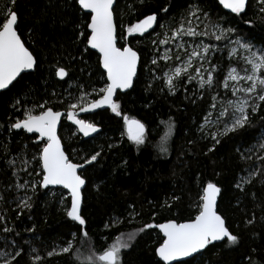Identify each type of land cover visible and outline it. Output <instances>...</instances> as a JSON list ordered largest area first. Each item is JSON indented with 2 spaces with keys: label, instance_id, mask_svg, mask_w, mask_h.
<instances>
[{
  "label": "trees",
  "instance_id": "obj_1",
  "mask_svg": "<svg viewBox=\"0 0 264 264\" xmlns=\"http://www.w3.org/2000/svg\"><path fill=\"white\" fill-rule=\"evenodd\" d=\"M189 3L204 9L214 22L236 29L242 40L257 48L264 46V13L258 0H248L246 14L239 17L225 13L217 0H144L143 4L140 0H118V46L132 47L140 61L134 87L116 99L124 114L146 125L148 139L137 149L123 135L122 119L110 110L84 117L100 129L87 140L62 121L58 136L72 162L83 163L94 152L101 153L96 162L81 171L87 181L81 206L88 233L85 237L82 226L66 215L70 199L63 190L31 188V182L40 179L35 175L40 168L34 159L42 146L39 139L22 130L9 131L8 126L22 118L24 108L48 100L53 110L66 112L67 103L80 94L81 86L88 92L102 87L98 56L90 50L85 53L79 41L73 42L80 31L74 25L81 14L71 0H16L14 6L11 0H0V21L8 10L17 12L18 33L38 60L37 70L12 91L0 94V216L5 218L0 221V245L16 242L15 248L0 247V252L22 249L19 264H88L91 252L98 254L116 237L135 232L132 247L122 251L123 264H162L155 255L161 235L155 229L139 230L148 223L189 221L197 214L203 187L213 182L221 188L217 211L229 231L239 237V243L231 247L225 242L210 245L202 255L177 264H249V258L253 264H264V149L259 146L264 143V108L251 117L250 126L223 136L215 144L211 134L222 130L223 118L213 117L214 125V119L207 123L205 117L208 119L213 109L211 97L217 96L218 101L225 96L222 86L200 93L193 82L175 95L168 94L163 80L154 76L163 77L172 62L151 63L166 47L153 43L163 38L157 34L164 30L156 27L151 35L144 36H128L125 31L151 13L162 17L161 23L175 26ZM165 7L167 13L162 11ZM172 50L177 51L174 47ZM217 55L223 56L221 68L227 70V50ZM58 66L69 72L65 80L55 76ZM16 99L21 100L19 111L12 107ZM213 147L214 151L208 150ZM12 160L14 166L9 164ZM25 160L27 165L22 163ZM25 167L27 172L21 170ZM241 177L252 181L244 185V191L235 186ZM24 180L30 182L29 188L17 189ZM27 197H31L32 208L21 211L17 204ZM249 220L253 222L247 223ZM5 226L15 232L4 233ZM69 241L72 251L60 252ZM53 249L56 254L49 257L47 253Z\"/></svg>",
  "mask_w": 264,
  "mask_h": 264
},
{
  "label": "snow or ice",
  "instance_id": "obj_2",
  "mask_svg": "<svg viewBox=\"0 0 264 264\" xmlns=\"http://www.w3.org/2000/svg\"><path fill=\"white\" fill-rule=\"evenodd\" d=\"M218 2L237 17L246 14L248 8V0H218ZM11 3L14 6L16 0H11ZM71 3L76 6L77 13L81 14L79 22L74 25V29L78 28L80 31L73 42L79 41L83 44L85 53L94 50L99 54L98 67L103 69L101 78L104 79V84L98 89H93L92 92L85 91L81 86L78 89L80 94L67 103L66 112L53 110L48 106V100L35 104L32 108H24L22 118L15 119L8 126V130L39 134V144L42 146L39 148V156L34 159L40 168L35 175L40 179L31 182V188L35 191L37 186L42 189L59 186L67 190L70 208L66 209V215L82 226V234L87 237L88 233L84 230L86 220L81 215V190L87 181L79 170L96 162L101 153L94 152L85 158L83 163L72 162L66 154L61 138L57 135L61 118L66 117L72 125H75L76 131L82 133L84 137H90L100 129L95 123L79 118L78 113L108 109L115 117L122 119L123 135L137 149L146 144L148 137L146 125L139 119L124 114L121 103L115 98L118 90L126 93L134 87L140 61L138 52L132 47L118 46L119 37L115 20L119 8L118 0H71ZM140 3L143 4L144 0H140ZM258 3L261 5L260 12L264 13V0H258ZM162 11L167 13L169 9L165 7ZM161 19L163 18L156 13L147 14L125 29L128 36L134 34L144 36L146 33L151 35L156 27L164 30L157 34L162 35L163 38L153 43L166 47L151 63L158 65V61L163 60L171 61L172 64L163 77L154 76V78L163 80L164 87L170 95H175L181 87L193 82L200 93L211 91L220 84L225 92L230 94L231 99L221 101L218 118H223L222 130L211 134L215 144H219L223 136L250 126L251 117L259 114L264 108V46L257 48L251 42H244L236 35V29L214 22L209 13L197 4L189 3L185 14L175 26L161 23ZM17 25V12L14 9L8 10L6 18L0 21V92L12 91L26 75L38 68V60L25 45L18 33ZM206 41H215V43ZM173 47L177 51L173 52ZM225 50L229 58L226 72L220 64L223 56L217 55ZM232 62L236 66H232ZM54 74L59 80H65L69 76L66 68L60 66L56 68ZM211 99L213 101L211 107L216 109L217 96H212ZM20 104L21 100L16 99L12 107L19 111ZM37 108L40 110L37 111ZM205 119L207 120V117ZM259 146L264 149V143ZM161 150L167 151L164 148ZM208 150L215 149L213 147ZM261 159H264V156ZM22 163L27 165L29 162L25 160ZM9 164L14 166L15 160L9 161ZM21 170L28 171L27 167ZM28 174L32 175L31 172ZM13 175L16 173L14 172ZM251 182L250 179L241 177L235 186L240 191H244V185ZM29 185L30 182L24 180L23 184H17L16 188L27 190ZM220 193L221 188L217 184L208 182L199 195V202L196 204L197 214L189 221L179 223L169 220L167 223H148L139 230L143 233L148 229H159L162 233V242L156 248L155 254L163 264H174L189 257L194 259L196 254L202 255L203 250L214 245L215 242L223 241L226 247L238 245L239 237L229 231L225 219L217 211V197ZM17 207L21 211L31 210V197L21 199ZM4 219L0 216V221ZM252 222L247 221L249 224ZM3 232L11 234L15 229L5 226ZM135 238V233L129 234L126 239L122 236L116 237L113 243L107 245L98 254L91 252L87 257L88 264H123L122 251L132 247ZM0 247L15 248L16 242L6 241ZM72 248L73 244L69 241L59 251L67 254ZM22 251L21 249L0 252V261L2 264H13L14 261L15 264H19L17 258L22 255ZM32 251L36 250L32 249ZM54 254L56 249L47 253L49 257ZM36 260L39 261L40 257L36 256ZM187 264H191V261ZM249 264H253L251 258Z\"/></svg>",
  "mask_w": 264,
  "mask_h": 264
},
{
  "label": "water",
  "instance_id": "obj_3",
  "mask_svg": "<svg viewBox=\"0 0 264 264\" xmlns=\"http://www.w3.org/2000/svg\"><path fill=\"white\" fill-rule=\"evenodd\" d=\"M217 3H218V5H219V7L225 12V13H229L230 14V12H229V10H227V9H224L220 4H219V2H218V0H217ZM148 33H146V34H144V35H147ZM124 46H129V45H124ZM130 47V46H129ZM90 51H92V52H94V53H96L94 50H90ZM96 55L98 56L99 54L98 53H96ZM138 67H139V64H138ZM101 70H102V72H103V69L101 68ZM58 79V78H57ZM59 80V79H58ZM131 89H129V90H127V92L128 91H130ZM2 92H0V94H1ZM118 94H124L123 92H119V90H118V93H117V95ZM115 98H117V96L115 97ZM103 111H108V109H97L96 111H94V112H89V113H83V112H80V113H78V116H79V118H84V117H86V116H88V115H91V114H95V113H98V112H103ZM61 112H65V111H61ZM63 120H65L68 124H70V125H72L71 124V122L70 121H68L67 119H66V117H62L61 118V122H60V124L58 125V128H57V135H58V132H59V128H60V126H61V123H62V121ZM73 127H74V129L76 130V128H75V125H72ZM23 131V130H22ZM77 132V134L81 137V138H83L84 140H87V139H91V138H93V137H95L98 133H94L92 136H90V137H84L83 136V134L82 133H79L78 131H76ZM26 133V132H25ZM27 135H29V136H36L38 139H39V134H32V133H26ZM87 166V165H86ZM83 169H80L79 171L81 172ZM85 188V187H84ZM84 188L81 190V191H83L84 190ZM50 189H61L59 186H56V187H51L50 186ZM61 190H63L66 194H67V190H64V189H61ZM68 195V194H67ZM69 197V196H68ZM69 199H70V197H69ZM217 203H218V197H217ZM81 206H82V201H81ZM69 208H70V206H69ZM168 221H166V222H162V223H167ZM183 223V222H182ZM160 224V223H159ZM156 231H158V233L161 235V237H162V233H160L159 232V229H155ZM221 242H223V241H221ZM221 242H215L214 244H218V243H221ZM159 247V246H158ZM157 247V248H158ZM156 250V249H155ZM205 250H203V252H204ZM156 255V254H155ZM197 255H199V254H196L195 255V257L197 256ZM156 258H157V260L159 261V262H161L160 260H159V257L158 256H156ZM192 257H189V258H183L181 261H178V262H174V264H177V263H181V262H184V261H187V260H190ZM162 264H163V262H161Z\"/></svg>",
  "mask_w": 264,
  "mask_h": 264
},
{
  "label": "rangeland",
  "instance_id": "obj_4",
  "mask_svg": "<svg viewBox=\"0 0 264 264\" xmlns=\"http://www.w3.org/2000/svg\"><path fill=\"white\" fill-rule=\"evenodd\" d=\"M244 41V40H243ZM206 42H210V41H206ZM244 42H247V41H244ZM175 48V47H174ZM161 54H162V52H161ZM171 65V64H170ZM232 66H236L235 65V63L234 62H232ZM169 68H170V66L168 67V69L165 71V72H167V71H169ZM227 70H225V72H226ZM217 86H218V84H217ZM221 91H224L225 92V90L223 89V87L221 88ZM228 94L229 93H227V92H225V96H223L222 98H220V100H218L217 101V108L216 109H212V111L210 112V117H208V119H207V123H212L211 121H213V117H218L219 116V111H220V109H221V101L222 100H224V99H231V96H228ZM230 95V94H229ZM214 125H216V119H214ZM132 233H135V232H131V233H128V234H126L125 236H123V238L124 239H126L127 238V236L129 235V234H132ZM136 234V233H135Z\"/></svg>",
  "mask_w": 264,
  "mask_h": 264
}]
</instances>
